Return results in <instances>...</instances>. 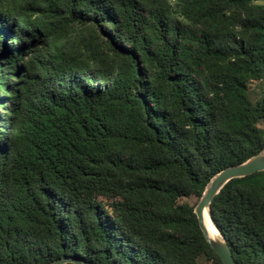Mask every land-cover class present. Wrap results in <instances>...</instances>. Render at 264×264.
I'll return each mask as SVG.
<instances>
[{"label": "trees", "instance_id": "obj_1", "mask_svg": "<svg viewBox=\"0 0 264 264\" xmlns=\"http://www.w3.org/2000/svg\"><path fill=\"white\" fill-rule=\"evenodd\" d=\"M263 149L264 3L0 0V264H224L195 206ZM210 209L264 264V170Z\"/></svg>", "mask_w": 264, "mask_h": 264}, {"label": "water", "instance_id": "obj_2", "mask_svg": "<svg viewBox=\"0 0 264 264\" xmlns=\"http://www.w3.org/2000/svg\"><path fill=\"white\" fill-rule=\"evenodd\" d=\"M264 170V149L257 155H254L247 159L244 162L234 164L231 166H228L219 172H217L207 183L205 190L203 192L202 197L198 201V203L195 206V212L197 213L201 228L203 229L206 239L209 242L210 246L213 248V250L220 256L224 264H237L231 248L224 236V234L221 232V230L218 228L215 220L212 217L213 224L217 228L219 234L221 237H216L211 235L204 227L202 222V211L205 208H208L210 213V202L213 199V197L219 193L221 188L231 179L236 177H242L249 174H252L257 171ZM67 261H73L76 264H93L91 262H86L82 260H78L75 258H60L58 260H55L49 264H60Z\"/></svg>", "mask_w": 264, "mask_h": 264}, {"label": "bare ground", "instance_id": "obj_3", "mask_svg": "<svg viewBox=\"0 0 264 264\" xmlns=\"http://www.w3.org/2000/svg\"><path fill=\"white\" fill-rule=\"evenodd\" d=\"M202 222L205 227V229L213 236L216 237H221L217 228L213 224L212 218H211V213L208 208H205L202 211Z\"/></svg>", "mask_w": 264, "mask_h": 264}, {"label": "rangeland", "instance_id": "obj_4", "mask_svg": "<svg viewBox=\"0 0 264 264\" xmlns=\"http://www.w3.org/2000/svg\"><path fill=\"white\" fill-rule=\"evenodd\" d=\"M258 3H264V0H257ZM254 86V84H253ZM189 201L194 202L195 198H190ZM202 264H211L210 262H208L206 259H202Z\"/></svg>", "mask_w": 264, "mask_h": 264}]
</instances>
